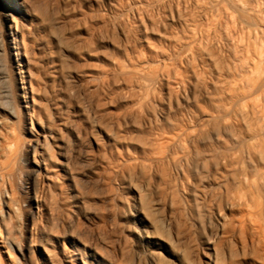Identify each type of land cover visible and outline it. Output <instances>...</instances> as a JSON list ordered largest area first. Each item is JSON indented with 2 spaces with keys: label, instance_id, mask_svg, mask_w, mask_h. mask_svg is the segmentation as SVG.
I'll list each match as a JSON object with an SVG mask.
<instances>
[{
  "label": "rangeland",
  "instance_id": "rangeland-1",
  "mask_svg": "<svg viewBox=\"0 0 264 264\" xmlns=\"http://www.w3.org/2000/svg\"><path fill=\"white\" fill-rule=\"evenodd\" d=\"M0 33V264H264V0H0Z\"/></svg>",
  "mask_w": 264,
  "mask_h": 264
},
{
  "label": "bare ground",
  "instance_id": "bare-ground-1",
  "mask_svg": "<svg viewBox=\"0 0 264 264\" xmlns=\"http://www.w3.org/2000/svg\"><path fill=\"white\" fill-rule=\"evenodd\" d=\"M1 49H2V35H1V33H0V50H1ZM4 80H6V79H5V75H4V73L2 72V70H0V83L3 82ZM6 92H7L6 90L3 91V94H2L1 97H0V108L3 109V110H4L5 112H7L8 114L14 115L12 109H10V106H9L10 103H9V101H8V97H9L10 95H8ZM2 99H5V101L2 100ZM36 145H37V144H35V145H34V144H27V145H25L23 151H26V152L28 153L29 151H32V150H33V152H34L35 149H36ZM22 154H23V153H22ZM9 157L12 158L11 154H10ZM13 157H14V156H13ZM18 158H19V157H18ZM11 163H12V160H10L9 158L6 159V161H5V163H4V164H5V167H4V168L9 167ZM2 170H3V169H0V181H2V179H3ZM34 171H35V170H34ZM29 176H30V174L27 175L28 178H27L26 180H29V179H30ZM31 176H32V175H31ZM4 197H5V198L7 197V193H4V194L1 196V199H2L3 205H4V204L6 205V201L3 200ZM7 216H8L7 211L4 210V208L1 207V208H0V219H1V222H5V223H6V221H7ZM9 216H10V214H9ZM4 231H5V234H6V236H5L6 243H7L10 247L17 246V249H18V245H16V244L12 241V239H11V234H12V233H11V229H10L8 226L5 225V227H4ZM18 250H20V249H18ZM19 252H20V251H19ZM17 263H18V264H22L20 258L17 260Z\"/></svg>",
  "mask_w": 264,
  "mask_h": 264
}]
</instances>
